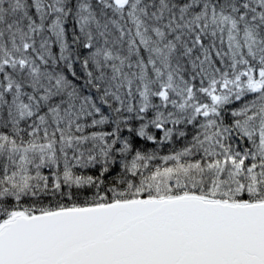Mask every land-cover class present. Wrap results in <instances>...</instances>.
I'll use <instances>...</instances> for the list:
<instances>
[{"label":"snow or ice","instance_id":"obj_1","mask_svg":"<svg viewBox=\"0 0 264 264\" xmlns=\"http://www.w3.org/2000/svg\"><path fill=\"white\" fill-rule=\"evenodd\" d=\"M0 264H264V0H0Z\"/></svg>","mask_w":264,"mask_h":264}]
</instances>
